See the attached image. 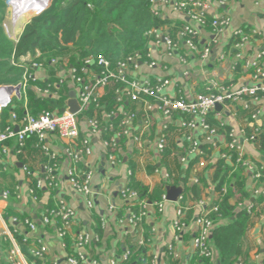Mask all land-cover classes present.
<instances>
[{
	"label": "crops",
	"instance_id": "crops-1",
	"mask_svg": "<svg viewBox=\"0 0 264 264\" xmlns=\"http://www.w3.org/2000/svg\"><path fill=\"white\" fill-rule=\"evenodd\" d=\"M204 1L211 6L208 11L209 15L225 11L231 20L229 27L218 34L212 32L210 26L200 29L197 42L199 49L209 48L207 60L201 61L196 55H192L187 56L186 63L182 64L175 54L173 56L165 54L162 42L156 43L154 37H150L147 52L145 56L138 59V68L132 78L148 81L152 85L158 83L159 80L168 79L170 83L161 93L173 98L182 96L187 100H194L197 96L207 93L206 86L210 81L232 88L252 85L254 71L248 65V60L258 49L263 48L259 41L264 37L263 9L256 4L257 0H229L224 6L219 5L218 0ZM158 10V16L167 22L159 28L168 32L173 40H180L179 32L185 24L190 23L188 17L171 5L160 6ZM31 17L20 20L16 24L14 28L16 38L20 36ZM8 24L11 27V23ZM10 27L5 24L3 29L11 40ZM237 28H242L245 32L256 31L252 35L249 47L241 51L240 58L236 57L240 50L236 49V38L232 35L233 30ZM181 46L179 52L186 53V48L183 44ZM32 59L34 55L27 54L20 57L18 62L27 64ZM60 61L59 68L45 65L35 71V76L39 81L43 79L46 81L52 78L58 80L64 74L67 75L72 66L69 58H63ZM64 66L67 71L63 70ZM34 86L30 85L29 88L37 96L45 97L36 93ZM23 94V99L13 98L9 105L12 104L15 108L21 107L24 114H30L27 110L26 91ZM106 94V90H102L101 99ZM52 96L58 98L56 94ZM123 98L125 101L121 105L115 104L110 113L101 107L98 114L101 125L109 124L111 128L114 127L117 130L123 113L130 112L134 107L137 114L136 121H140L141 114L138 112L141 109L144 111L140 108L141 104L132 101L128 104V98ZM3 99L5 96L1 93L0 104ZM68 100L69 96L65 103ZM65 103L62 108L65 107ZM255 110L259 112L258 117L252 119L251 114ZM150 113L148 116L150 130L148 135L143 137L147 139L148 144L145 143L144 148H138L130 144L124 136L115 139L116 147H112L113 154L119 160L115 166L108 163L109 148L103 147L102 134L94 135L88 132L89 118L84 113L78 115L79 138L76 142L80 144L82 140L87 139L92 148V155H82L79 160L73 161L72 157L66 153L67 149H70L67 142L60 140L56 135H49L47 144L49 149L56 153L57 177L54 186L47 184L45 167L49 162L39 145L34 143L33 137L27 138L23 147H20L14 138L0 144V264H29L24 250L29 253L30 245L37 239L47 246V252L41 258L51 264H67L66 258L76 255L75 236L80 232H87L93 236L91 244L83 250L86 264H111L113 260L115 264H127V262L130 264H191L194 258L192 239L196 233L195 218L208 212L212 203L218 199L212 184L214 169H211L212 164L210 163H207L204 168H198L196 165L198 157L190 152L189 143L182 141L183 133L171 125L167 131H162V116L159 110L153 108ZM222 117L226 122V127L225 131H221L216 137V147L201 145L200 149L203 151L208 149L216 156L221 155L226 152L227 137L225 134L228 130L233 129L240 133L243 130L245 134L258 129V140L255 143L244 141L243 147L248 158L257 166L263 167L264 171V155L259 143V134L264 133L263 95L258 94L257 100L254 101L250 97H244L241 101L231 105L229 111H224ZM177 118L179 114L170 117L171 120ZM213 125H217L215 120ZM132 133L139 134L137 125ZM110 134L113 133L109 131ZM191 134L196 140L203 141L200 128L197 127L191 131ZM160 135L165 137L168 150L175 155L170 154L165 157L158 153L155 142ZM182 157L188 161L182 163L180 160ZM225 163L229 166L233 165L232 161H225ZM72 168H75L79 174L92 172L95 206L91 211L86 209L84 197L75 192L68 183L67 174ZM27 170L30 174L26 173ZM128 170L132 171L136 187H147L150 192L158 189L163 194L167 187H182L179 194L182 196L181 200H178L179 196L175 201L168 200L161 212L154 208L153 203L147 201V215L142 222L136 228L128 226L126 220L129 210L137 208L136 205L129 208L128 203L123 201L119 194L120 188L124 186L127 179L131 178L127 176ZM165 173L173 175L168 182L164 180ZM186 174V179L196 174L198 183L188 182L185 187L182 181ZM240 174L245 179L247 189L252 190L255 196L259 195L256 193L258 187L256 188L251 173L244 169L240 171ZM38 179H42L40 187L36 185ZM33 182L34 189L31 188ZM192 185L197 186L200 192L198 197L192 196L190 192ZM223 189L226 192L228 186ZM36 190L41 191L36 194ZM59 200L65 201L75 212L73 225L63 237L58 236V227H60L58 218L52 217V221L46 225L40 222L42 216L47 210L49 211L46 209L47 205L52 203L50 208L55 210ZM253 200L254 198L250 201H241V203L251 204ZM199 202H203L202 206ZM236 202H238L237 198L234 195L231 196L229 203L235 205ZM110 206L114 208L111 212H109ZM179 208H182L181 221L185 226L176 239L178 231L173 222L177 218ZM235 209L238 208L235 207ZM29 219L36 225L33 231H30L24 223ZM102 221H104L103 224ZM20 238L21 241H19ZM139 241H142V244ZM241 246L240 259L248 264H261L264 259V216L251 218L241 239ZM139 248L145 250L143 258L140 254L138 255ZM171 248L173 254H170ZM124 253H129V261L121 262L120 257ZM213 262L218 264L215 254ZM241 262L233 264H242Z\"/></svg>",
	"mask_w": 264,
	"mask_h": 264
},
{
	"label": "built area",
	"instance_id": "built-area-1",
	"mask_svg": "<svg viewBox=\"0 0 264 264\" xmlns=\"http://www.w3.org/2000/svg\"><path fill=\"white\" fill-rule=\"evenodd\" d=\"M11 1L7 0V8L10 7L12 14V21L9 35L13 42H17L18 38L14 35V28L19 19L23 16H27L26 13L21 14L15 19L16 11L11 7ZM46 3L44 7L35 11V15L39 14L49 5V0H45ZM229 0H218V4L224 6ZM257 5H259L264 11V0H257ZM171 5L175 10L183 12L189 19L188 24H185L181 31L179 32L180 40H173L169 33L161 30L160 28H152L147 32V36L154 37L156 43L163 44L164 52L167 56H177L180 63H186L187 56L196 55L201 61H206L209 57V48L199 49L197 38L200 29L210 26L212 32L218 34L223 30H226L230 25V17L225 11L220 13L214 12V14L209 15L210 5L204 0H150L151 11L154 15H159L158 9L160 6ZM9 9V10H10ZM34 16V15H33ZM256 31L245 32L242 28H237L233 30L232 35L236 38L235 47L240 50L239 54L236 56L240 58L241 51L249 47L251 43L252 35ZM263 48L258 49V51L248 60V65L253 69L252 75V85H241L236 88L231 86H224L215 81H210L206 86L205 94L199 95L194 100H187L182 96L176 98L168 97L163 95L161 91L168 86L170 81L168 79L159 80L158 83L152 85L148 81H140L132 78L136 69L138 68L137 61L139 58L138 54L128 55L114 65L110 64L106 58L101 55L97 57H88L83 60L82 67L80 68V74H77L76 69L71 66L68 70L66 76H61L58 78L59 84H64L68 86L70 91L75 93V99L77 101L78 110L74 113L69 111L67 102L65 107L59 110H44L39 114L33 116L25 113L22 118H18L15 113L10 115V124L3 130L0 131V144L8 139H16L20 147L24 146L25 140L29 137H35L37 139L40 149L45 153L48 164L45 167L46 171V181L49 186H54L56 180V153L49 149L47 144V138L49 135H56L60 140L67 142L70 149H67L66 153L72 157L73 161L79 160L82 155H92V148L87 139L82 140L80 144H77L79 138V122L78 115L84 113L88 107L96 103L98 106V100L101 95V91L106 88L109 82L122 83L124 86L120 89L115 90V95L117 98V104L121 105L124 101L123 97H127L129 101L134 103L142 104L144 112H151L154 109L159 110L161 114V129L162 131H167L169 126H173L176 130L183 133L182 141L187 142L190 145V152L194 153L198 157L197 166L198 168H204L207 163L214 164L218 160L232 161V155L235 156L236 166L244 167V169L251 173L255 183L260 179V171L263 167L257 166L251 159L248 158L243 142L255 143L258 140V129L253 130L252 133H245L243 130L236 132L230 129L226 132L227 141L225 142L226 152L221 155H214L211 152L207 153L200 149L201 145H210L215 148L217 145L216 137L221 131H225L226 122L223 119L224 111H229L231 105L241 101L244 97H250L252 100H257L258 94L264 97V37L260 40ZM186 48V53H180V48ZM180 53V55H179ZM39 53L36 52L34 59L29 63L23 64L17 61L12 62L13 65L22 67L24 69L21 79L15 83H3L0 84V95L1 93L5 96L0 104V111L2 108L7 107L13 98H24V92L32 83L38 82L39 79L35 76V71L37 69L43 68L45 66L44 60H36L39 57ZM59 60L57 58H52L49 60L48 65L52 68H57ZM91 64H95L97 68L101 69L99 75H96L88 67ZM153 64V63H152ZM186 73V72H185ZM40 81H45L40 80ZM41 96L52 95L50 93L49 85L41 89L38 86L33 87ZM143 97V98H142ZM149 99H154L156 101H151ZM216 105H220L219 111H216ZM258 111L252 112V119L258 117ZM122 114V113H121ZM136 114V113H135ZM130 112H124L121 118L120 124L117 130L113 127L109 129L113 134H111L110 141L103 140V147H116L115 139L120 136H124L129 140V143L136 145L138 148H144L145 143L148 144L146 137L150 130V120L149 117L141 118L140 121L137 120V115ZM174 114H179V118L171 120L170 117ZM212 115L213 119L216 121L217 125H210L207 123V116ZM137 123V124H136ZM138 126L139 134H133L132 131L135 126ZM88 132L94 135L102 134L104 131L103 125L97 118H90L87 121ZM201 129V137L203 141L196 140L191 131L196 128ZM116 131V132H115ZM242 135V137H241ZM245 135V136H244ZM72 146V147H71ZM166 146L165 137L160 135V137L155 142V148L159 154H162ZM172 155H175L171 153ZM216 156V157H215ZM215 158L216 160H212ZM108 163L112 166L117 165L119 162L116 155L109 152L107 154ZM182 163H185L186 158H180ZM27 174L30 172L27 170ZM127 176H132V171H127ZM173 175L165 173L164 180L168 182L172 179ZM68 183L71 188L78 194L84 197V204L87 210L91 211L95 206V192L92 189V172L87 171L85 173H77L75 168L68 171L67 174ZM190 184L198 183V176L194 174L187 180ZM128 179L124 186L120 188L119 194L123 201L128 203V207L132 208L136 205V209L129 210V215L127 217V225L136 228L142 220L147 215V197L148 195L140 198L138 196L137 190L135 188L128 187ZM37 187L42 185V179H38L36 183ZM264 196V189L259 187L256 190ZM182 196L178 197L181 200ZM166 191L161 194L159 201L154 202L152 205L156 210L161 212L163 210L164 204L167 202ZM203 202H199L202 206ZM262 211L264 216V201L262 203ZM236 208H244L247 212H252V204H246L241 202H236L234 205ZM112 206L109 207V212L113 211ZM217 208L213 207L205 214L195 218V229L196 233L192 239V249L197 252L200 257L203 258H213L215 251L209 242L210 232L214 226L212 221L209 219L208 215L211 211H216ZM52 217L59 219L60 227H58V236L63 237L66 231L73 225L75 219V212L72 210L65 201L59 200L57 203V208L55 210H47V212L42 216L40 222L44 225L49 224ZM183 218L182 208L177 210V218L174 220L173 225L178 231L176 239L180 231L185 226L181 221ZM25 225L33 231L35 229V223L30 220L24 221ZM104 221H102V224ZM76 241L74 248L76 250L75 256H70L66 258L67 264H86V259L83 254V250L87 248L92 240L93 236L87 232H80L75 236ZM142 244V241H139ZM30 253L38 258H41L47 252V246L41 240H36L30 245ZM170 254H173L172 248L170 249ZM129 253H124L120 257L121 262L128 261ZM115 260L111 261V264H115Z\"/></svg>",
	"mask_w": 264,
	"mask_h": 264
},
{
	"label": "trees",
	"instance_id": "trees-1",
	"mask_svg": "<svg viewBox=\"0 0 264 264\" xmlns=\"http://www.w3.org/2000/svg\"><path fill=\"white\" fill-rule=\"evenodd\" d=\"M6 1L0 0V84L15 83L21 79L24 69L13 65L12 62L27 54L35 56L36 52L40 54L36 60H44L45 65H48L52 58H57L61 63L60 60L64 56H69L70 64L76 69L77 74H80L83 60L88 57L101 55L110 61L111 65L128 55L138 54L139 57H143L148 49L149 37L147 32L167 23L152 13L150 0H51L48 7L30 18L15 43L7 37L3 29L7 14ZM36 5L34 2L28 3L27 12L35 10ZM60 63L57 68L60 67ZM88 69L96 75L101 72V69L97 68L95 64H91ZM58 82L52 78L31 84V86L35 85L41 89L49 85L50 93L58 95V98L52 95L40 97L28 88L26 97L27 110L30 114L35 116L44 110L60 111L62 109L70 89ZM123 86L122 83L109 82L105 88L107 94L102 99L100 97L98 106L96 107V103L91 104L84 111V114L89 119H98L101 107L110 113L113 106L117 104L114 92ZM140 108H142V104ZM134 110L135 107L130 110V113L135 114ZM12 113H15L18 118L24 116V110L21 107L15 108L11 104L2 108L0 131H3L10 124ZM138 114H141V118H145L151 113L141 109ZM207 123L214 124L211 115L207 116ZM103 127L102 138L109 142L111 139V134L109 135L110 126L106 124ZM259 135V143L264 155V133ZM33 138L34 143L38 144L37 139ZM205 151L209 153L208 149ZM109 152L113 153L112 147H109ZM162 154L165 157L171 154L167 146H165ZM231 160L232 166L227 165L224 160H218L211 166V169H214L212 176L213 191L218 195V199L211 205V208L216 207L217 210L211 211L208 215L214 224L210 232L209 242L215 251L218 264H233L235 262L240 263V261L242 264H248L240 259L242 253L241 239L251 218L263 214L264 196L261 194L255 196L252 190L247 189L245 179L240 174L244 167L235 166L234 155H232ZM187 174L182 181L185 187L188 183ZM260 175V179L256 182V188L264 189L263 170L260 171ZM128 181V187L135 188L140 198L148 195L147 201L151 203L159 201L161 190L153 189L150 192L147 187H136V181L132 176ZM225 186H228L226 192L223 189ZM31 188L34 189V182ZM39 191L41 190H36V194ZM190 192L194 197L200 195L195 185L190 187ZM233 195L238 202L250 201L254 198L251 202L253 213L247 212L244 208L236 210L235 206L229 203V199ZM51 206L52 203L47 205L46 209L51 210ZM130 252L132 253V249ZM144 253L145 250L139 248L138 255L140 254V257L143 258ZM24 254L29 264H51L44 258L35 257L25 250ZM170 257L173 258L172 255ZM213 258H203L194 252L191 264H215ZM137 263H139V259H137ZM127 264L130 263L127 262ZM261 264H264V259Z\"/></svg>",
	"mask_w": 264,
	"mask_h": 264
},
{
	"label": "water",
	"instance_id": "water-1",
	"mask_svg": "<svg viewBox=\"0 0 264 264\" xmlns=\"http://www.w3.org/2000/svg\"><path fill=\"white\" fill-rule=\"evenodd\" d=\"M51 0H49V4H50ZM67 106L69 107V111L71 113H74L78 110V105H77V101L75 99V93L73 91L69 92V100L67 101ZM216 109L219 110L220 109V105H216ZM264 161V158H263ZM182 191V187H167L166 188V194H167V200L169 201H175L177 199V197L179 196V194ZM211 238V236L209 237Z\"/></svg>",
	"mask_w": 264,
	"mask_h": 264
},
{
	"label": "bare ground",
	"instance_id": "bare-ground-1",
	"mask_svg": "<svg viewBox=\"0 0 264 264\" xmlns=\"http://www.w3.org/2000/svg\"><path fill=\"white\" fill-rule=\"evenodd\" d=\"M32 3L34 2L33 0H12L11 1V7L16 11L15 13V19L17 17H19L21 14L27 13L26 9H27V5L28 3ZM35 3V2H34ZM38 8L35 9L34 11L39 10L40 8H42L43 6H41V3L39 2L38 4ZM40 6V7H39ZM33 12V11H32ZM4 193V191L2 192Z\"/></svg>",
	"mask_w": 264,
	"mask_h": 264
},
{
	"label": "rangeland",
	"instance_id": "rangeland-1",
	"mask_svg": "<svg viewBox=\"0 0 264 264\" xmlns=\"http://www.w3.org/2000/svg\"><path fill=\"white\" fill-rule=\"evenodd\" d=\"M36 4H38L39 2L41 3V6H43L44 7V5H45V3H46V1L45 0H33ZM37 6V8H38V5H36ZM40 7V6H39ZM36 8V9H37ZM9 9H10V7L9 8H7V14H6V18H5V20H4V23H3V26L6 24L7 26L9 25V27H10V24H8V23H11V21H10V19H12V12H11V9H10V11H9ZM26 11H27V9H26ZM33 12H27L26 13V15L27 16H23V17H21V19H19V20H23V19H26L27 17H31V16H33V15H35V11L34 10H32ZM9 13H10V16H9ZM64 58L65 59H67V58H69V56H64ZM64 69V71L66 70L67 71V69H66V67L64 66L63 67ZM66 74H64L63 76H65Z\"/></svg>",
	"mask_w": 264,
	"mask_h": 264
}]
</instances>
